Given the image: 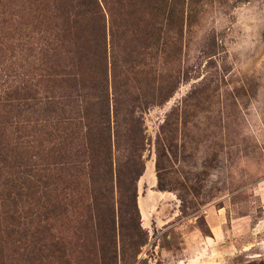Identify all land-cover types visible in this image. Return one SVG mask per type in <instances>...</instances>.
I'll list each match as a JSON object with an SVG mask.
<instances>
[{
    "label": "trees",
    "instance_id": "1",
    "mask_svg": "<svg viewBox=\"0 0 264 264\" xmlns=\"http://www.w3.org/2000/svg\"><path fill=\"white\" fill-rule=\"evenodd\" d=\"M136 1L0 0V14L26 17L0 40V239L28 257L72 254L59 224L97 243L102 264L117 261L118 243L147 241L144 113L179 73L171 0H150L154 17L135 15Z\"/></svg>",
    "mask_w": 264,
    "mask_h": 264
},
{
    "label": "rangeland",
    "instance_id": "2",
    "mask_svg": "<svg viewBox=\"0 0 264 264\" xmlns=\"http://www.w3.org/2000/svg\"><path fill=\"white\" fill-rule=\"evenodd\" d=\"M149 2L137 0L135 15L154 17ZM170 6L169 69L179 76L170 98L144 113L138 205L148 203L149 218L140 208L147 241L118 243L114 264H264V0ZM130 9L125 3L121 17ZM22 20L0 14V40ZM73 231L57 227L72 254L56 262L1 238L0 264H102L97 243Z\"/></svg>",
    "mask_w": 264,
    "mask_h": 264
},
{
    "label": "bare ground",
    "instance_id": "3",
    "mask_svg": "<svg viewBox=\"0 0 264 264\" xmlns=\"http://www.w3.org/2000/svg\"><path fill=\"white\" fill-rule=\"evenodd\" d=\"M140 208L145 219L149 218L148 203L145 200L140 201Z\"/></svg>",
    "mask_w": 264,
    "mask_h": 264
}]
</instances>
